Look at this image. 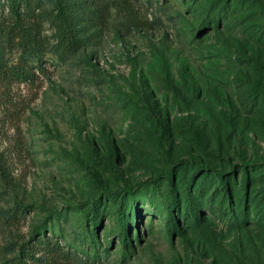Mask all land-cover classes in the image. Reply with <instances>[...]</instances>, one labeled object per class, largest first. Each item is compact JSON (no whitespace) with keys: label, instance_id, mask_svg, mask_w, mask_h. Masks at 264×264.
<instances>
[{"label":"rangeland","instance_id":"obj_1","mask_svg":"<svg viewBox=\"0 0 264 264\" xmlns=\"http://www.w3.org/2000/svg\"><path fill=\"white\" fill-rule=\"evenodd\" d=\"M78 15V50L40 20L44 73L0 80V264L31 235L48 264H264V0H85Z\"/></svg>","mask_w":264,"mask_h":264},{"label":"trees","instance_id":"obj_2","mask_svg":"<svg viewBox=\"0 0 264 264\" xmlns=\"http://www.w3.org/2000/svg\"><path fill=\"white\" fill-rule=\"evenodd\" d=\"M85 0H51L52 8H44L41 0H0V7H6L12 20L9 23L0 25V80L3 82H17L34 84L39 75L45 71L44 54L50 41L39 31L40 20H46L54 30L52 38L56 48L60 49L64 55H70L81 46V40L75 29V19L78 18V11L84 7ZM32 22V23H31ZM15 46L19 51V59L14 63H8L4 59L5 48ZM0 173L8 177L5 161L0 153ZM220 175L221 188L228 189V184ZM167 179H171V174H166ZM146 187L156 200L154 186L148 182ZM173 193L169 191L166 207L169 209L168 223L174 218L173 211L175 205ZM23 210V205H17ZM117 214L119 216V227L125 244L128 243V219L124 215L123 207L118 205ZM155 209H162L160 203L154 201ZM99 220V219H98ZM97 224V223H95ZM172 234V233H170ZM92 236L97 237L96 231H92ZM47 243L46 238L41 236L38 239L31 235L27 242L19 245L18 256L4 261L1 264H48L35 254L36 251L44 248Z\"/></svg>","mask_w":264,"mask_h":264}]
</instances>
